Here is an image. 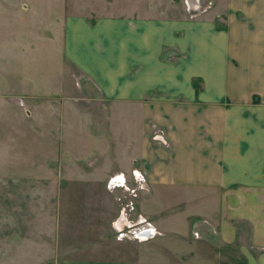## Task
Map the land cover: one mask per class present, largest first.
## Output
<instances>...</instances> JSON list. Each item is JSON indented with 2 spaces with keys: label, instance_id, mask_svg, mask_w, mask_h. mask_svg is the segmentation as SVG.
I'll return each mask as SVG.
<instances>
[{
  "label": "crops",
  "instance_id": "1",
  "mask_svg": "<svg viewBox=\"0 0 264 264\" xmlns=\"http://www.w3.org/2000/svg\"><path fill=\"white\" fill-rule=\"evenodd\" d=\"M73 1L0 0V130L8 106L22 121L10 92L32 101L37 133L66 138L67 186L107 192L138 169L132 218L159 234L117 241L111 197L114 237L66 264H264V0H214L192 19L181 3L172 15Z\"/></svg>",
  "mask_w": 264,
  "mask_h": 264
},
{
  "label": "rangeland",
  "instance_id": "2",
  "mask_svg": "<svg viewBox=\"0 0 264 264\" xmlns=\"http://www.w3.org/2000/svg\"><path fill=\"white\" fill-rule=\"evenodd\" d=\"M40 2L55 9L74 3L73 0ZM85 3L97 8L114 6L119 12L125 11L123 13L141 6L154 11L161 9L160 13L169 11L173 6L169 12L179 15L178 4L181 1L82 0V4ZM9 79L13 77L8 76ZM195 84L199 85V81ZM6 96L7 103L15 102L21 106L22 121L16 115V110H9L8 106L6 115L10 122L0 130V264H66V260L83 257V252L86 257H93L97 242L107 245L114 237L109 230L116 209L110 210L113 205H110L109 198L115 200L119 213V199L124 200L127 194L123 190L109 189L107 181L110 177L105 185L107 192L96 187L67 186L66 178L76 177L70 176L71 173L67 176L66 165L63 166L66 164V138L59 135L48 138L43 131L37 133L29 113L32 101H13L10 92ZM164 133L165 129L152 123L149 136L151 145L164 146L156 139ZM133 141L137 144L136 140ZM126 179L128 186L133 187L131 176ZM97 208L106 219L94 217L93 212Z\"/></svg>",
  "mask_w": 264,
  "mask_h": 264
},
{
  "label": "built area",
  "instance_id": "3",
  "mask_svg": "<svg viewBox=\"0 0 264 264\" xmlns=\"http://www.w3.org/2000/svg\"><path fill=\"white\" fill-rule=\"evenodd\" d=\"M184 12L189 18H196L208 10L214 4V0H180ZM157 140L164 143L160 136L156 137ZM162 143V144H163ZM131 180L134 183L133 187L128 186L126 177L122 174L114 175L107 181L109 189L123 190L127 194L124 200H120L119 219H123L121 227H113L115 239L117 241L135 240L137 242H145L153 239L159 234L156 228L140 216L136 219L132 218L135 212V199L138 197L139 192L147 190L146 179L144 174L138 169H133L130 173Z\"/></svg>",
  "mask_w": 264,
  "mask_h": 264
},
{
  "label": "trees",
  "instance_id": "4",
  "mask_svg": "<svg viewBox=\"0 0 264 264\" xmlns=\"http://www.w3.org/2000/svg\"><path fill=\"white\" fill-rule=\"evenodd\" d=\"M196 91L198 90V87L195 86Z\"/></svg>",
  "mask_w": 264,
  "mask_h": 264
}]
</instances>
